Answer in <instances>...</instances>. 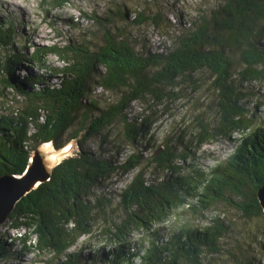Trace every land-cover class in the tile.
<instances>
[{
  "label": "trees",
  "instance_id": "obj_1",
  "mask_svg": "<svg viewBox=\"0 0 264 264\" xmlns=\"http://www.w3.org/2000/svg\"><path fill=\"white\" fill-rule=\"evenodd\" d=\"M72 1L40 3L54 9ZM219 1L208 15L188 23L192 29L178 36L167 51H135L128 38L110 31L93 15L92 20L103 30L100 43L69 39L62 46H35L27 53L26 47L15 46L19 44L13 22L4 24L7 19L0 18V97H6L3 90H10L25 102L23 108L0 115V176L22 175L30 153L39 145L52 142L59 148L81 135L79 152L56 166L50 180L24 196L10 213L9 227L25 230L15 239L16 252H47L56 259L63 256L56 264H83L86 260L131 264L135 259L138 264H204L206 255L221 253L227 225L219 217L213 215L200 227L178 223L169 232L152 230L153 224L164 223L188 198L191 211H208L223 203L244 218L263 215L256 191L264 182V126L251 128L240 104L245 93L239 87L264 81V68H260L264 65V0ZM112 14L121 21L128 19V13L120 10ZM110 19L107 16L104 21ZM132 21L141 25L145 19L134 14ZM48 56L62 66L48 67ZM235 58L242 66L238 80L233 75ZM33 65L44 73L31 72ZM22 69L25 74L18 75ZM203 70L210 74L209 86L216 95V121L197 123L186 140L179 137L175 144L161 148L157 157L145 158L143 151L153 139L147 137L151 118H129V105L146 99L156 104L176 99L182 85ZM95 88L100 94H115L116 100L99 107L92 97ZM115 121L120 124L122 142L133 150L121 163L81 148ZM232 134L239 138L225 160L206 173L192 168L187 175L180 174L181 165L187 160L193 165L191 160H196L201 147L222 137L231 140ZM108 137L105 134L101 142L106 143ZM119 151L115 149L116 156ZM152 165L156 169L151 176L155 177L148 180ZM131 171L135 172L119 194L127 219L106 231L108 250L88 248L86 255L79 250L69 252L80 237L92 232L94 210L102 213L104 208L105 199L96 198L94 189L118 172ZM131 230L146 234L135 247H129ZM4 240L0 235V258L14 252L6 250Z\"/></svg>",
  "mask_w": 264,
  "mask_h": 264
},
{
  "label": "rangeland",
  "instance_id": "obj_2",
  "mask_svg": "<svg viewBox=\"0 0 264 264\" xmlns=\"http://www.w3.org/2000/svg\"><path fill=\"white\" fill-rule=\"evenodd\" d=\"M218 4L219 0H73L62 8H52L41 4L40 0H0V18L7 19L8 24L13 22L17 39L15 46L30 53L35 46H50L57 44L62 46L71 41L81 42L87 40L91 43H100L103 30L100 24L95 23L94 15L98 22H102L107 29L115 33H122L129 39L135 51L149 49L151 51L170 50L177 41V37L192 29L187 24L194 21L199 15H208ZM115 10L128 13V19L121 21L112 13ZM134 14H139L145 22L141 25L134 24ZM109 16L110 21H104ZM72 25L68 26V23ZM264 43V40H263ZM48 67H61L62 64L53 56L46 58ZM27 65V64H24ZM31 72L44 73L43 68L31 66ZM260 68H264L262 65ZM242 69L240 62L234 59V77L238 80L237 73ZM25 70V69H24ZM19 70L18 75H24L25 71ZM210 74L203 70L192 76L191 82H187L177 92L176 99L153 103L151 99L134 101L129 105L126 113L129 118H151V125L147 137L152 136L150 146L143 151L145 158L154 156L155 151L166 145L175 144L179 137L186 140L187 132L197 129V123L214 124L217 119L216 95L210 88ZM94 89V88H92ZM239 90L244 92V98L240 104L244 107L246 120L250 121L251 128L264 126V81L242 84ZM92 95L99 107L116 100L115 94L99 93L95 88ZM6 97H0V115H8L25 106L23 98L15 95L10 90H3ZM185 131V134L184 132ZM106 143L101 142L104 135ZM121 127L115 121L113 125L104 129L101 136L92 137L83 144L82 149H88L97 154L103 153L105 157L115 159L121 163L125 157L133 152L132 148L121 140ZM231 140L219 138L206 144L196 151V160H189L181 165V175H187L192 168H200L204 173L217 163L225 160L234 149L239 134H232ZM101 148V150L99 149ZM80 148V146L78 147ZM75 147L74 152L78 150ZM120 148L115 155V149ZM178 153V152H177ZM177 161L175 162V164ZM154 165L148 168L146 179L151 180ZM135 171L117 173L94 189L96 198H104L102 213L94 210V221L90 235L80 237L68 251H81L86 255L89 250L102 248L108 250L106 244V231L126 221L127 214L123 211L119 194L130 181ZM157 173V172H156ZM158 173L157 178L166 175ZM152 178H151V177ZM189 199V198H188ZM184 205L175 209V213L164 223H154L152 230L165 229L164 232L173 230L178 223H186L188 226L200 227L207 223L213 215L219 217L227 230L221 239V253L206 255L204 264H264V214L256 218H244L235 209L223 203H216L208 211L196 209L191 211L189 200ZM194 204V202L191 201ZM191 207V206H190ZM134 211V210H132ZM165 227V228H163ZM25 230H14L9 227V220L0 226V235L5 239V248L14 251L10 256L0 258V264H56L57 259L51 253H19L15 239L24 234ZM145 232L131 230L127 236L129 247H135L134 243L145 239ZM163 233V232H162ZM164 234V233H163ZM165 235L162 236L164 238ZM34 235L31 240L34 241ZM12 239L13 241L10 242ZM83 264H99L88 262ZM131 264H138L135 259Z\"/></svg>",
  "mask_w": 264,
  "mask_h": 264
},
{
  "label": "water",
  "instance_id": "obj_3",
  "mask_svg": "<svg viewBox=\"0 0 264 264\" xmlns=\"http://www.w3.org/2000/svg\"><path fill=\"white\" fill-rule=\"evenodd\" d=\"M80 138L81 135H78L59 148H55L52 142L43 143L30 153L28 165L22 175L0 176V226L7 221L15 205L24 196L50 180L56 166L79 152ZM75 147L78 150L74 152ZM161 151V148L155 151L154 157L160 155ZM256 199L264 214V182L256 191Z\"/></svg>",
  "mask_w": 264,
  "mask_h": 264
}]
</instances>
